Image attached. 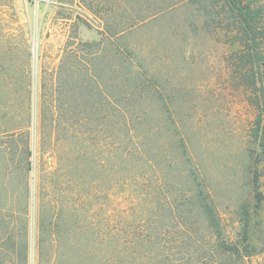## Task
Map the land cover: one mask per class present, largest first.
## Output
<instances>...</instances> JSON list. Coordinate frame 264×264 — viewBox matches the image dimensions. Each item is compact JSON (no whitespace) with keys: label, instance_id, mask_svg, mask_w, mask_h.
<instances>
[{"label":"rangeland","instance_id":"374dc122","mask_svg":"<svg viewBox=\"0 0 264 264\" xmlns=\"http://www.w3.org/2000/svg\"><path fill=\"white\" fill-rule=\"evenodd\" d=\"M91 2L108 9L92 11ZM116 2L0 0V264H111L115 236L128 246L127 264H264V159L258 185L247 168L254 112L219 63L193 60L190 46L202 40L168 37L186 29L189 9L158 23L159 49L171 47L157 58L156 101L139 107L147 114L136 125L143 132L170 114L185 124L198 175L178 166L169 134L159 139L169 158L154 182L145 177L143 203L127 193V173H115L110 45L101 40ZM195 179L214 202L221 236L199 204H185Z\"/></svg>","mask_w":264,"mask_h":264},{"label":"trees","instance_id":"16d2710c","mask_svg":"<svg viewBox=\"0 0 264 264\" xmlns=\"http://www.w3.org/2000/svg\"><path fill=\"white\" fill-rule=\"evenodd\" d=\"M89 5L88 8L92 11L103 12L108 9L103 8L101 3L95 6L91 2ZM179 8L190 11L183 25L190 36L187 39L185 30L182 32L171 28L168 32L171 35L168 37L173 40L172 43L179 41L184 45H193L202 40L203 45H200V49L190 46L193 60L197 62L205 60L215 65L219 63L225 72L226 86L241 96L243 102L254 112L248 130L247 168L249 173L256 175L255 185H258L260 166L264 159V0H175L156 3L154 0L152 2L118 0L114 5L112 20L106 22L101 40V43L109 40L110 45L109 73L112 85L110 118L113 122L111 157L115 173H127L122 178L123 180L126 178V191L130 197L133 196L138 201L136 204H141L140 201L143 203L140 193L145 177L150 176L153 181L154 176L156 177L162 170L161 158H169L168 153H163L166 145L163 143L161 145L159 140L161 136L165 139L169 134L177 146L175 150L178 161L170 160V165L175 162L178 166L191 165L185 167L189 171V178L192 175L195 177L199 172L192 165L189 156L187 141L189 130L172 114L168 117L169 123L150 125L143 132L142 127L136 125V120L138 122L146 120L147 111L139 107L156 101L155 90L158 86L156 65L159 62L157 58L160 53H164L167 58L169 54L166 53V49L171 47L168 44L163 50L159 49L157 41L161 36H154L159 32L156 31L158 23L166 19L168 13ZM123 10L125 12L121 13ZM134 33L140 35V42L129 40L128 36ZM189 40L193 44L188 42ZM221 48L222 51L218 55ZM175 49L177 48H174V51ZM212 51H215L213 57L217 61L212 60ZM85 67L86 73H91L88 64H85ZM214 71L215 68H210L211 75ZM194 181L196 185L187 182L194 186V193L192 196H186L185 204H199L197 209L199 213L206 216L217 236H221L217 212L211 205L214 202L200 179L198 184L197 179ZM127 249L128 246L120 237L115 236L111 264H127ZM163 264L174 263L167 257Z\"/></svg>","mask_w":264,"mask_h":264}]
</instances>
